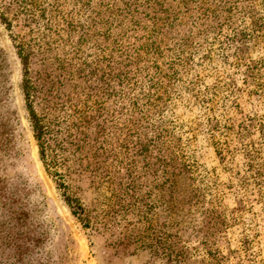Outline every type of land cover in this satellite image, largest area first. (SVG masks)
<instances>
[{
  "label": "trees",
  "instance_id": "trees-1",
  "mask_svg": "<svg viewBox=\"0 0 264 264\" xmlns=\"http://www.w3.org/2000/svg\"><path fill=\"white\" fill-rule=\"evenodd\" d=\"M256 16L254 0H0V25L25 30L13 43L40 162L85 231L131 217L142 226L138 249L165 264H224L212 236L232 214L152 114L169 105L198 29L236 42L241 21ZM82 181L95 193L93 220ZM183 183L188 240L178 234Z\"/></svg>",
  "mask_w": 264,
  "mask_h": 264
},
{
  "label": "rangeland",
  "instance_id": "rangeland-1",
  "mask_svg": "<svg viewBox=\"0 0 264 264\" xmlns=\"http://www.w3.org/2000/svg\"><path fill=\"white\" fill-rule=\"evenodd\" d=\"M254 5L257 16L241 21L236 42L229 31L198 29L190 58L176 64L169 105L152 114L180 136L193 176L216 194L214 205L232 214L229 228L212 236L224 264H264V0ZM22 31L0 25V264H165L138 249L136 219L85 231L45 173L20 90L13 38ZM79 186L93 220L95 193ZM186 199L183 183L181 240L191 233Z\"/></svg>",
  "mask_w": 264,
  "mask_h": 264
}]
</instances>
